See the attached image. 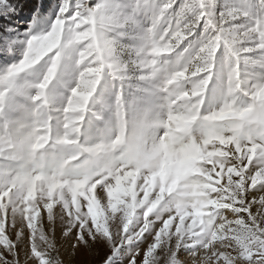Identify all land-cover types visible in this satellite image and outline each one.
Here are the masks:
<instances>
[{
  "label": "clouds",
  "instance_id": "9594fccd",
  "mask_svg": "<svg viewBox=\"0 0 264 264\" xmlns=\"http://www.w3.org/2000/svg\"><path fill=\"white\" fill-rule=\"evenodd\" d=\"M97 245L264 264V0H0V264Z\"/></svg>",
  "mask_w": 264,
  "mask_h": 264
},
{
  "label": "rangeland",
  "instance_id": "374dc122",
  "mask_svg": "<svg viewBox=\"0 0 264 264\" xmlns=\"http://www.w3.org/2000/svg\"><path fill=\"white\" fill-rule=\"evenodd\" d=\"M27 18V16L22 17V19ZM104 255L105 250L101 245H97L91 252L82 249L73 264H100Z\"/></svg>",
  "mask_w": 264,
  "mask_h": 264
},
{
  "label": "trees",
  "instance_id": "16d2710c",
  "mask_svg": "<svg viewBox=\"0 0 264 264\" xmlns=\"http://www.w3.org/2000/svg\"><path fill=\"white\" fill-rule=\"evenodd\" d=\"M29 8H30V6H29ZM22 17H24V16H21V19H22Z\"/></svg>",
  "mask_w": 264,
  "mask_h": 264
}]
</instances>
